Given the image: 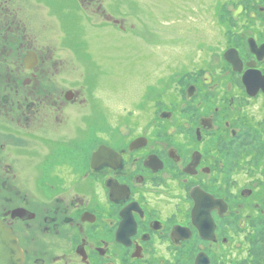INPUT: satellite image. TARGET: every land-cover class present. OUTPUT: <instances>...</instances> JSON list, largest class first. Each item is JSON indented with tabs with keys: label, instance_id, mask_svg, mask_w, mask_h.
I'll list each match as a JSON object with an SVG mask.
<instances>
[{
	"label": "flooded vegetation",
	"instance_id": "obj_1",
	"mask_svg": "<svg viewBox=\"0 0 264 264\" xmlns=\"http://www.w3.org/2000/svg\"><path fill=\"white\" fill-rule=\"evenodd\" d=\"M139 4L0 0V219L24 264H264V0L128 100L78 31L140 38Z\"/></svg>",
	"mask_w": 264,
	"mask_h": 264
},
{
	"label": "rangeland",
	"instance_id": "obj_2",
	"mask_svg": "<svg viewBox=\"0 0 264 264\" xmlns=\"http://www.w3.org/2000/svg\"><path fill=\"white\" fill-rule=\"evenodd\" d=\"M140 1L143 16L153 23L154 30L139 22L134 31L142 33V37L128 32L125 40H121L87 26L78 31L81 40L78 52L92 53L87 57L91 67L104 64L107 71L124 80L128 100L136 97V93H145L152 81L160 92L173 81L174 93L181 95L186 84L181 72L190 65L189 61L199 60L202 51L204 56H213L223 46L221 24L231 22L232 0Z\"/></svg>",
	"mask_w": 264,
	"mask_h": 264
},
{
	"label": "water",
	"instance_id": "obj_3",
	"mask_svg": "<svg viewBox=\"0 0 264 264\" xmlns=\"http://www.w3.org/2000/svg\"><path fill=\"white\" fill-rule=\"evenodd\" d=\"M0 264H24L17 238L0 219Z\"/></svg>",
	"mask_w": 264,
	"mask_h": 264
}]
</instances>
